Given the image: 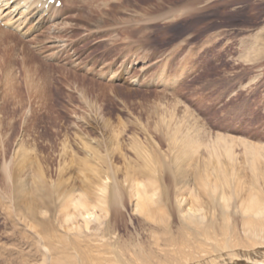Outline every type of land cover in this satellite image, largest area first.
I'll return each mask as SVG.
<instances>
[{"label":"rangeland","instance_id":"obj_1","mask_svg":"<svg viewBox=\"0 0 264 264\" xmlns=\"http://www.w3.org/2000/svg\"><path fill=\"white\" fill-rule=\"evenodd\" d=\"M31 1L0 19V264H264L263 238L210 224L217 200L191 224L133 193L180 162L192 183L219 138L264 148V0Z\"/></svg>","mask_w":264,"mask_h":264},{"label":"bare ground","instance_id":"obj_2","mask_svg":"<svg viewBox=\"0 0 264 264\" xmlns=\"http://www.w3.org/2000/svg\"><path fill=\"white\" fill-rule=\"evenodd\" d=\"M12 1L13 3L16 2V0ZM17 1L18 2L12 6L10 5V0H0V19L5 17L8 21H12L15 20L17 16L21 19L24 18L25 12L28 13L33 9L36 10L34 12L31 11L33 13L32 16L35 17V14L37 16L42 14L41 12L43 9L34 8L35 3L31 0H24L27 10L22 7L23 3L21 4V2L23 0ZM39 2L46 5L49 1L38 0L36 3ZM186 4L187 3L183 4V8L178 6L177 8L181 10L185 9ZM33 40L31 39V41ZM35 43L37 44V42ZM6 44L4 38L0 37V46H5ZM235 142L236 141L230 142L233 144L232 145L227 140L219 138L217 142L207 146V157L205 156L204 158L205 172L195 176L192 183L191 180L188 181L187 179L190 175L187 172H183L181 169L182 166H184V162L178 163L177 171L174 172L172 176L173 178H171L172 187L166 186L161 189L159 182L160 179L156 177L155 173L153 175L150 174V177L154 176L156 179L153 181V185L149 189L140 184V182L134 180L133 193L134 197L138 199L134 204L135 211H140V205H142L145 210H149V216L154 217L156 213L159 215L162 206H164V208L168 207V213L176 212L180 214L185 223L200 224L201 222H207V215L204 214V207L200 202L201 195L203 194L209 196L214 203H216L215 200L219 203V205L216 204L212 206L214 212L212 213L210 224L214 225L216 222L215 219L218 217L217 215L221 214L222 219H224L223 227L226 230L242 229L255 237L259 236V238L264 239V148L248 141H239L241 142L240 144ZM234 146L235 148H237V146L242 148V156L245 159H243L244 161H241V153L238 152ZM200 148L201 145L196 146L194 144L192 146L193 154H201ZM226 160H229L231 163L230 169H227L224 166L223 162ZM215 161L216 164L214 163ZM8 166L5 165V168ZM151 171L154 172L153 169H151ZM164 171L168 172V169L164 168ZM186 186H189L188 193L194 198L192 202L189 201L187 197H184ZM104 190H106V188ZM103 194L106 198L107 191H104ZM47 196H51V194L46 195V197ZM58 196L60 199L64 200V205L68 208L72 198H64L67 196L65 192L60 193ZM99 200L101 203H105L103 202V198H100ZM121 201V190L114 186L110 196V205L113 207L111 210L114 211L115 219L117 217H122L121 212L114 209L115 205ZM79 202L80 200H78V203ZM198 205L201 206L197 207ZM154 206L156 208L153 209ZM78 207L84 208L85 204L79 203ZM38 208L39 207L29 204L28 213L35 216L34 211L38 210ZM81 216L85 221L86 230H89V223L95 218L94 212L85 211L84 213H81ZM74 218L75 215H68L67 220L64 221L65 230H74V227L78 225L76 222L70 223ZM153 220L158 223H163V221L159 219ZM78 230L82 229L79 228ZM71 264H73V261ZM257 264H263V262L257 261Z\"/></svg>","mask_w":264,"mask_h":264}]
</instances>
